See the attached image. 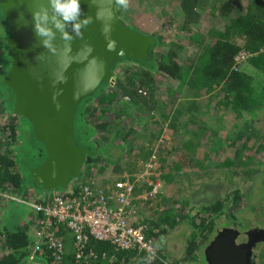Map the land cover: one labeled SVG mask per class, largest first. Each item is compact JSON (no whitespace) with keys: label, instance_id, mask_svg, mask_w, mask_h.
Segmentation results:
<instances>
[{"label":"trees","instance_id":"obj_1","mask_svg":"<svg viewBox=\"0 0 264 264\" xmlns=\"http://www.w3.org/2000/svg\"><path fill=\"white\" fill-rule=\"evenodd\" d=\"M119 1L116 3L117 6L121 5ZM135 1L142 9L146 7V2H149V0ZM125 3L123 1L122 5L125 6ZM172 3L173 8L180 13L179 19H181L180 29L175 28V31L189 33L187 36L189 39L182 44L178 38L177 41L170 40L172 35L170 30L174 28L171 16L166 18L169 23L167 31L170 32L161 39L154 29L144 32L126 24L117 9L120 19L128 28L152 36L155 42L149 46L145 59L128 56L114 59L111 63L114 79L102 82L91 95L84 97L78 104L73 120V136L74 130H77L85 140L83 142L89 143L88 146H82L89 153L85 154L78 177L71 179L70 184L83 178L82 174L86 169L98 164L118 170L120 164L117 160L120 156L127 150L128 153L132 152L134 145L138 144L136 135L123 144L115 142V139L120 140V138L124 141L133 133L132 128H127L123 133L124 128L118 127L122 114L128 116L130 109L137 110L142 120L144 112L148 116L158 109L160 112L158 114L163 120L169 117L170 108L162 112L156 100V75L173 84L176 83L175 89L184 87L190 91L192 100L188 110L190 108L193 111L203 110L202 115L210 111L215 115H223L228 110L230 113L233 112L236 116L233 128L236 130L230 128L228 135L230 143L227 145L236 147V144H239V146L229 155L226 149V155L220 162H213L212 159L210 162L209 149L204 152V148L208 147L213 151L217 146L214 153L219 156L218 147L222 148L220 145L223 144V139L216 133V129L214 130L215 126L211 120L209 125L205 120L198 122L190 113L191 115L186 117L187 123L183 124V130L186 133L185 127L190 126L189 124H192L195 130H189L190 138L174 146L171 153H175L176 158L182 159L187 167L199 166L204 170L200 177L202 181L194 184V180H190L188 186L183 188L184 203L179 198H175L170 205L169 200L162 197L159 203L156 201L148 205L147 211L144 212L143 207L138 205L139 197L132 200L135 211L129 216V223L133 226H144L146 236L151 239L158 257L149 261L143 253L117 249L109 242L90 239L86 250L93 255L88 257L85 251L84 255L87 258H77L73 251L71 235L65 228H58V235L64 239L65 248L62 259L56 260L45 244L34 253L31 252L35 242L34 234L39 229L36 221L41 216L23 203L5 197L29 200L36 194V190H31L30 184L32 186L38 184L30 172L29 183L24 178L15 153L21 141L18 139L20 118H24L29 124L30 122L22 115L11 113L7 109L8 100L0 92V221L8 219L0 227V264H188L189 260L198 258L203 252L200 245L202 243V246L205 245L213 232L216 217L222 216L227 220L224 223L226 226L242 231L251 229L254 223L249 219L250 214H254L258 218L256 222L263 225L264 0H172ZM123 6L121 12H125ZM0 14L2 23L6 26L1 9ZM211 16L215 17L212 22L209 20ZM204 22L207 24L205 29L191 28ZM1 40L0 76L3 75L1 83L7 87L3 82L9 70L6 67L5 55L11 53L9 42L3 47ZM184 52L187 53L186 56H182ZM241 53H245L246 56L240 58ZM8 89L10 90L9 87ZM202 97H205V100H197ZM11 107H14L13 93ZM211 107L215 109L210 110ZM178 109L173 112H179ZM111 111H114L111 124L114 128L113 139L110 138L113 133H109L110 122L102 120V115ZM131 118H134L131 122L135 120V117ZM173 119L176 122L177 117L174 116ZM173 119L167 125L174 131L177 123ZM32 131L35 138L34 130ZM3 137L11 141L8 147L2 146ZM109 148L117 149L118 153L110 156ZM244 149H253L254 156H241ZM146 151L147 153L141 158L147 161L150 155L157 154L162 161V171L165 167L166 170L172 168L176 171L182 168L178 159L167 163L160 152L153 154L152 147ZM44 152L46 155L45 149ZM180 152L184 155H180ZM199 154L201 157L198 156ZM205 161L210 164L204 165ZM169 173L166 172L165 176L161 174L160 178L166 179V175L170 177L172 174ZM82 183L93 189L107 188L93 186L84 181ZM57 188L60 187H56L55 190ZM55 190H44V194ZM61 190L64 193L68 188ZM139 191L138 189L133 191V198L140 194ZM146 201L144 204H147ZM159 205H164V209L160 211ZM19 206L26 207L23 210L33 214V219L28 224L26 221H20V218L26 215L23 210L20 213H17V209L12 210L13 207ZM201 213L205 217H198ZM183 230L187 234L183 243L185 254L175 255L169 243L172 241L176 246L177 243L172 239H166V235L171 236L173 232H183ZM260 244L263 248L259 251L258 259L260 264H264V243L260 242ZM255 264H258L257 260Z\"/></svg>","mask_w":264,"mask_h":264},{"label":"water","instance_id":"obj_2","mask_svg":"<svg viewBox=\"0 0 264 264\" xmlns=\"http://www.w3.org/2000/svg\"><path fill=\"white\" fill-rule=\"evenodd\" d=\"M117 2L79 0L75 18L64 20L51 0H0L11 53L3 82L14 95L13 113L24 116L35 137L44 143L46 159L30 171L43 190L67 188L71 179L78 177L85 154L89 153L75 143L73 136L80 101L113 78L114 59H145L155 42L152 36L122 22ZM37 24L47 32L38 31ZM75 25H79L78 30ZM242 234L229 228L217 236L239 243L243 241ZM242 245V258L246 260L252 247Z\"/></svg>","mask_w":264,"mask_h":264},{"label":"rangeland","instance_id":"obj_3","mask_svg":"<svg viewBox=\"0 0 264 264\" xmlns=\"http://www.w3.org/2000/svg\"><path fill=\"white\" fill-rule=\"evenodd\" d=\"M121 5L117 6L118 11L121 14V18L123 21L135 27L138 30L144 31V32H150V30H156V34L160 35L161 39L166 35L167 32H172V35L170 37V40L172 41H177L180 40V44L187 41V36H189V33L187 31L182 32L181 30H176L175 28L180 29L179 21V12H177L173 8V3L172 0H149V2H146V7L141 8L140 5L136 3L135 0H120ZM119 1V2H120ZM123 1L126 2L125 6H123ZM139 1V0H137ZM148 1V0H145ZM166 1V3H164ZM169 1V3H168ZM125 7V12H121V9ZM147 8V9H146ZM140 11L141 13H139ZM171 18L173 19L172 23L174 28L172 30H168V20L166 18ZM215 19L214 16H211L209 20L211 22ZM2 16L0 14V40L3 42V47H5L8 43V38H9V32L5 26L4 23H2ZM207 27L206 22L204 23H199L197 26H191L192 29H205ZM164 35V36H163ZM183 36V37H180ZM184 38V39H181ZM7 42V43H6ZM187 53H183L182 56H186ZM6 67L7 69L10 67L11 64V55L9 53H6ZM3 75L0 76V92L2 93L3 97L8 100L9 103H7V106L9 108L11 113H13V108L11 107L12 103V93L6 87L4 84H2ZM114 79V78H113ZM156 82H157V89H156V100L158 104H160L161 109L163 110H168L170 108V113L169 117L165 120H163L160 115L158 114V109L152 114V115H147L146 112H144L141 120V115H139V112L137 110H131L129 112V115L126 116L125 114H122V118L120 119V125H118L119 128L123 129V133L127 131V128H132V134L127 136L126 140H122V138L115 139V142H120V143H125L128 141L130 138H132L134 135L137 137V145H134L132 152L128 153V150L123 153L120 158L117 160V163L119 162L118 170H114L113 167L110 166H104V164H98L93 167H89V169H86V171L82 174L84 176L79 180V182H88L92 184L93 186H105L107 188H111V186L118 182V181H124L130 184L132 187V194L131 196L133 197V191L135 189L140 190L139 193V203L142 204L141 207H143L144 212L147 211L148 205L155 203L158 201L160 202L161 198L164 197L169 200V204L172 205V201L175 198H179V200H182L184 203V196L182 194V190L184 187H187L188 184L190 183V180H194L193 183L197 184L198 181H202L200 177L202 176L204 170H202L199 166L190 168L187 167L186 164H184V161L182 162V159H178L175 157V153H171V150L175 148L177 144H180L183 141H186L188 138H190L191 133L189 134V130L194 131L195 127L192 124H189L190 126H186V133L183 130L185 123H187V116L196 118L198 122L200 121H207L209 125V120H211L212 123H214L213 126H215L214 130L216 129V133L220 134L221 139H223V144L220 145L222 148L219 149L218 155L214 153V150L217 149V146L215 147L213 151L205 147L204 152L207 151L209 152V158L210 162L211 159L213 162H220L223 157H225V151L226 149L228 150V154L232 153L239 144H236L235 146H229L227 145L230 143L228 139V135L230 132V128H232L234 131L236 129L233 128V124L236 121V116L233 112L230 113V110H228L225 114L223 115H215L213 112L209 113H204L202 115L201 110H196L193 111L191 108L188 110V106H190V102L192 100L191 93L189 90H186L184 87L183 88H178L175 89L176 83H172L171 81L166 80L165 78H162L160 75H156ZM205 100V97L198 98L197 100ZM202 104V101H200ZM223 106V105H222ZM224 107V106H223ZM222 107V108H223ZM179 108V109H178ZM175 109H178L179 112H173ZM215 109V108H214ZM213 107L210 108V110H214ZM224 110H226V107H224ZM198 111V112H197ZM113 113L114 111H111L109 114H104L102 115V120H108L110 122V132L113 133L114 128L111 126L112 124V119H113ZM146 113V114H145ZM160 113V112H159ZM209 115H213L212 117ZM5 116V115H4ZM177 117L176 122L174 121L173 117ZM135 117V120L131 122ZM21 121L19 122L21 125L19 127V135L18 139H21L19 141V146H17L15 153L17 154V160L21 166L24 178L28 180V183L30 181L29 179V172L39 166L41 163L44 162L46 159V155L44 152V145L40 141L34 138L33 136V128L32 126L24 119L20 118ZM177 123L176 129L173 131L172 129L168 128L169 121L172 120ZM99 121V120H98ZM157 121V123H156ZM165 122V123H164ZM162 125V126H161ZM161 129H160V127ZM191 131V132H192ZM114 133L110 136L111 139H113ZM203 137V141H204ZM24 140V141H23ZM74 140L75 143L82 147V146H88V144L83 139L82 136L78 134L77 130H74ZM113 141V140H112ZM3 142V143H2ZM3 147H8V145L11 143V141L7 140L5 137H3V140L1 141ZM149 147H152L154 152L153 154L161 153L162 157L165 158V161L169 163L171 160L178 159L181 163L180 165L182 166L181 169L178 171L170 168V170H166V167L162 171L161 164L162 161L160 157L156 154L150 155L147 161H144L142 156H144ZM92 148V147H91ZM87 150V149H86ZM110 156H114L117 154V149L115 148H109L108 149ZM169 152V153H168ZM221 153V154H220ZM253 149H244L241 152V156L247 155L248 157L254 156L253 154ZM180 155H184L183 152H180ZM201 157V154L198 155ZM257 158V156H255ZM204 156H202V159ZM210 162L205 161L204 165L210 164ZM254 162V160H253ZM189 168V169H187ZM222 170V169H220ZM170 172L169 175H171L170 178L168 175H166V179H161L160 176L161 174H166V172ZM163 172V173H162ZM165 172V173H164ZM195 177V178H193ZM195 179H198L195 181ZM76 182V181H75ZM31 185V190L35 191L36 194L33 195V198H39L40 194H44V190L41 186L39 185ZM72 185V184H70ZM104 187V188H105ZM150 187L152 189H150ZM99 188V187H98ZM106 188V189H107ZM57 193L58 192H63L60 188H57L55 190ZM39 195V196H38ZM147 200V204L145 202ZM151 201V202H148ZM205 203V202H204ZM168 204V203H167ZM168 204V205H169ZM202 204V203H201ZM166 205V204H164ZM164 205H159L160 211L164 209ZM180 206V205H178ZM147 207V208H146ZM23 208L26 207H13V209H17V213H20ZM24 211V210H23ZM200 218L205 217L203 213L198 216ZM249 219L254 221L252 227L250 228H261L264 229V223L259 224L256 221L258 218L254 214L249 215ZM197 221V220H196ZM227 222L226 219H224L222 216L216 217L215 219V224L212 229V233L209 235V238L206 240V244H208L211 239L217 234V232L222 231L224 229H229L232 227L226 226L224 223ZM257 225H255L256 223ZM186 231L183 230V232H173L171 236L168 234L166 235V239H172L175 243H177V246L174 245L172 241H170V247L171 251L175 255L183 256L185 253L184 250V244L185 243V237L186 236ZM171 237V238H170ZM203 244V243H202ZM200 245L201 248H204L205 245L202 246ZM263 248L262 244H257L256 248L254 249V254H256V260L257 263L260 264L259 262V251ZM203 250V249H202ZM201 250V251H202ZM188 264H207L203 252L199 255L198 258H195L193 260H189Z\"/></svg>","mask_w":264,"mask_h":264},{"label":"built area","instance_id":"obj_4","mask_svg":"<svg viewBox=\"0 0 264 264\" xmlns=\"http://www.w3.org/2000/svg\"><path fill=\"white\" fill-rule=\"evenodd\" d=\"M245 56V53L240 54V58ZM67 188L64 193L53 191L29 200L5 196L41 216L36 221L39 229L34 234L32 253L45 244L53 257L61 260L65 243L57 230L65 228L71 235L77 258H87L84 252L90 239L109 242L117 249L143 253L149 261L158 257L144 226L129 223V216L135 211L130 184L118 181L112 188L104 190L76 181ZM87 255L93 254L87 251Z\"/></svg>","mask_w":264,"mask_h":264},{"label":"flooded vegetation","instance_id":"obj_5","mask_svg":"<svg viewBox=\"0 0 264 264\" xmlns=\"http://www.w3.org/2000/svg\"><path fill=\"white\" fill-rule=\"evenodd\" d=\"M252 229L254 228L244 231L239 230L243 233V241H238L239 243H236L224 235L217 236L216 234L203 248L204 258L207 264H255L256 254H254L253 251L257 244H260V242L264 243V229L256 228L255 232L249 233V230ZM242 244H247L246 246L252 247L251 256L246 260L245 257L244 259L242 258ZM228 258L230 261L227 260Z\"/></svg>","mask_w":264,"mask_h":264},{"label":"clouds","instance_id":"obj_6","mask_svg":"<svg viewBox=\"0 0 264 264\" xmlns=\"http://www.w3.org/2000/svg\"><path fill=\"white\" fill-rule=\"evenodd\" d=\"M54 9L61 14L64 20H72L79 12V0H51ZM60 27L59 24H57ZM77 30L79 25L74 26ZM37 29L41 33H46L47 30L37 24Z\"/></svg>","mask_w":264,"mask_h":264},{"label":"crops","instance_id":"obj_7","mask_svg":"<svg viewBox=\"0 0 264 264\" xmlns=\"http://www.w3.org/2000/svg\"><path fill=\"white\" fill-rule=\"evenodd\" d=\"M140 195V194H139ZM139 195H135L134 196V199H136V198H138L139 197ZM138 205H139V207H141L142 206V204H140V203H138ZM25 212V211H24ZM24 214H26V215H23V217L22 218H20V221L22 220V222L23 221H26L27 222V224L30 222V221H32V219H33V214H31V213H28V212H25ZM8 221V219H2L1 221H0V227L2 226V224H4V223H6ZM17 223H18V220H17Z\"/></svg>","mask_w":264,"mask_h":264}]
</instances>
